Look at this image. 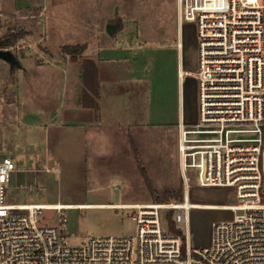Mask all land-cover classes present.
<instances>
[{
  "label": "built area",
  "instance_id": "1",
  "mask_svg": "<svg viewBox=\"0 0 264 264\" xmlns=\"http://www.w3.org/2000/svg\"><path fill=\"white\" fill-rule=\"evenodd\" d=\"M183 49L185 26L197 45V118L179 124L184 184L179 203H111L131 210L134 235L87 236L72 245L64 211L82 205L9 204L16 162L0 160V264H264V0H176ZM205 168L203 180L200 169ZM45 172H60L46 166ZM234 188L230 219L213 222L210 244L190 242L191 185ZM44 210L59 222L40 223ZM172 210L176 229L164 217Z\"/></svg>",
  "mask_w": 264,
  "mask_h": 264
},
{
  "label": "rangeland",
  "instance_id": "2",
  "mask_svg": "<svg viewBox=\"0 0 264 264\" xmlns=\"http://www.w3.org/2000/svg\"><path fill=\"white\" fill-rule=\"evenodd\" d=\"M121 20L122 28L118 35L139 38L148 42L138 57L159 68L160 77L169 80L161 85L160 94L172 101L171 87L174 71L179 66L180 57L176 42L180 36L176 0H0V48L12 50L21 61L22 72L16 66L0 60V156H11V146L7 139L12 137L8 128L9 116L13 117L7 104L15 99L8 90L9 84L30 80L33 65L56 63L67 60L66 45H74L75 40L89 36L88 31L78 29V20L91 23L94 36L96 29L105 28L108 21ZM182 37L184 52L182 60L186 70H196L198 54L192 27L185 26ZM106 34V33H105ZM31 74V75H30ZM42 76V75H41ZM46 84L44 93L54 96L61 90L58 76L51 81L40 77ZM39 80V81H41ZM189 80H192L189 78ZM192 98L193 92H190ZM40 91H30L31 99H37ZM42 95V94H41ZM25 98V96H24ZM28 98V97H27ZM190 98V99H191ZM189 99V101H191ZM53 102V98H48ZM193 111L194 108H190ZM10 110V112H9ZM10 113V114H9ZM28 114L29 118L33 117ZM15 116V115H14ZM35 116V115H34ZM159 142H148L145 137L138 141L140 165L148 178L152 191L147 187L145 176L137 172L134 162L127 155H109L106 163L97 161L90 154H78L75 147L67 149V160L59 163L60 172H45L35 163V156L44 153H18L14 161H21V174H14L7 189L6 202L19 204H70L79 203H179L183 201L184 184L180 178V160L174 132L167 128H157ZM18 132V131H17ZM16 132V133H17ZM22 131L18 133L20 135ZM11 144V143H10ZM12 145V144H11ZM13 148V146H12ZM179 160V162H178ZM126 161V162H125ZM37 166V167H35ZM140 166V167H141ZM51 167V166H50ZM126 170L125 181L112 175ZM21 184V188L17 187ZM165 190L179 191L168 200H156V195ZM191 203L232 205L236 204L234 188L201 187L193 183L190 187ZM10 204V203H9ZM131 210L106 206L73 207L64 211L67 232L72 245H79L87 236L134 235L136 225L129 217ZM172 210H165L164 217L169 228V218L174 222ZM189 239L193 245L204 247L210 244L212 224L221 219H230L232 212L223 209L193 208L189 212ZM59 214L55 210H44L40 223L55 225ZM175 230L176 224H175ZM170 230V229H169ZM170 232L177 233L170 230Z\"/></svg>",
  "mask_w": 264,
  "mask_h": 264
},
{
  "label": "crops",
  "instance_id": "3",
  "mask_svg": "<svg viewBox=\"0 0 264 264\" xmlns=\"http://www.w3.org/2000/svg\"><path fill=\"white\" fill-rule=\"evenodd\" d=\"M75 26L89 33L88 37L75 40L74 45L84 47L75 54V59L67 53V60L33 65L30 68L34 74H30L29 81L24 84H9V93L15 98L11 104H7L14 112L11 114L13 117L9 116L8 119V128H12L13 138L9 137L5 141L11 146V156H0V160L4 157L14 160L18 153L25 150L44 153L40 158L35 156V163L53 167L67 160V149L75 147L78 154H90L102 163H106L109 155H127L128 160L135 163L133 168L144 178L142 168L145 166L140 165L137 142H142L146 137L148 142L158 143L160 140L157 128H167L174 132L179 159V124L194 121L197 118L198 106L196 80L179 73L189 71L184 68L182 60L184 47L180 50L177 40L180 63L170 84L173 88V99L168 107V101L165 99L167 94L165 91L160 94L159 87L168 85L169 80L165 75L160 77L159 68H154L149 62L138 57V52L149 46L148 42L139 38L135 40L134 37L129 38L124 34L118 35L120 30L111 37L105 34V28L96 29L94 36H91L92 25L85 20L76 21ZM17 60L18 64L14 66L22 72L21 61L18 58ZM41 75L48 81L58 76L61 90L54 96L44 93L43 87L46 84L41 80ZM37 90L42 95L31 99L30 91ZM190 92H193L192 98ZM48 98H53V102ZM190 108L194 110L190 111ZM29 113L35 116L29 118ZM20 131L22 133L18 135ZM20 163L17 159L18 171L13 173L10 183L14 174H21ZM202 174H205L204 167ZM112 176L125 181L126 170L116 172ZM9 186L16 187L11 184ZM17 187L22 186L17 184ZM135 203L138 201L121 204ZM70 204L91 207L111 203Z\"/></svg>",
  "mask_w": 264,
  "mask_h": 264
},
{
  "label": "water",
  "instance_id": "4",
  "mask_svg": "<svg viewBox=\"0 0 264 264\" xmlns=\"http://www.w3.org/2000/svg\"><path fill=\"white\" fill-rule=\"evenodd\" d=\"M122 28L121 20L108 21L105 25V32L108 36H114ZM0 60L8 63L10 67L18 64V60L12 50L7 48H0Z\"/></svg>",
  "mask_w": 264,
  "mask_h": 264
},
{
  "label": "trees",
  "instance_id": "5",
  "mask_svg": "<svg viewBox=\"0 0 264 264\" xmlns=\"http://www.w3.org/2000/svg\"><path fill=\"white\" fill-rule=\"evenodd\" d=\"M84 47L81 45H66L63 47V50L68 52L72 59H75V54L79 53ZM143 175L145 176V172H143ZM146 179V183H147V187L149 188L150 191H152L151 185L148 181V178L145 176ZM179 191L174 192V191H169V190H165L163 193L161 194H157L156 195V200H168L170 197L174 196V195H178ZM175 224L174 222L169 218V229L176 231V232H180L179 230H175Z\"/></svg>",
  "mask_w": 264,
  "mask_h": 264
},
{
  "label": "bare ground",
  "instance_id": "6",
  "mask_svg": "<svg viewBox=\"0 0 264 264\" xmlns=\"http://www.w3.org/2000/svg\"><path fill=\"white\" fill-rule=\"evenodd\" d=\"M202 169H203V166H202V168L200 169V174H199V176H200V180L202 181L203 180V178H204V175L202 174ZM189 204H192V207L193 208H206V209H224V208H221V207H219V206H216V205H208V206H202V205H200V204H193V203H191L190 201H189ZM47 205H50V204H47ZM59 205H65V204H59ZM85 205H82V207H84ZM48 208H52V205H50V206H48Z\"/></svg>",
  "mask_w": 264,
  "mask_h": 264
}]
</instances>
